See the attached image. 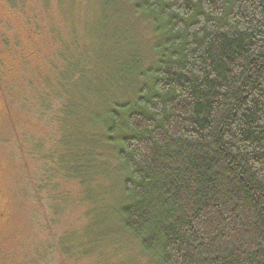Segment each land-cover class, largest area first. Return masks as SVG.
<instances>
[{
    "label": "trees",
    "instance_id": "trees-1",
    "mask_svg": "<svg viewBox=\"0 0 264 264\" xmlns=\"http://www.w3.org/2000/svg\"><path fill=\"white\" fill-rule=\"evenodd\" d=\"M127 1L150 50L128 42L100 123L123 231L158 264H264V0Z\"/></svg>",
    "mask_w": 264,
    "mask_h": 264
},
{
    "label": "rangeland",
    "instance_id": "rangeland-1",
    "mask_svg": "<svg viewBox=\"0 0 264 264\" xmlns=\"http://www.w3.org/2000/svg\"><path fill=\"white\" fill-rule=\"evenodd\" d=\"M148 31L127 0H0V264H158L120 224L100 124L128 42L148 55ZM92 148L103 174L84 186Z\"/></svg>",
    "mask_w": 264,
    "mask_h": 264
},
{
    "label": "flooded vegetation",
    "instance_id": "flooded-vegetation-1",
    "mask_svg": "<svg viewBox=\"0 0 264 264\" xmlns=\"http://www.w3.org/2000/svg\"><path fill=\"white\" fill-rule=\"evenodd\" d=\"M1 92V90H0ZM1 184V183H0ZM5 193L2 189V186L0 185V221L4 219L5 213H4V205H3V199H4Z\"/></svg>",
    "mask_w": 264,
    "mask_h": 264
}]
</instances>
